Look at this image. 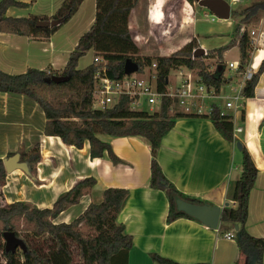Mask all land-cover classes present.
<instances>
[{
  "label": "crops",
  "instance_id": "1",
  "mask_svg": "<svg viewBox=\"0 0 264 264\" xmlns=\"http://www.w3.org/2000/svg\"><path fill=\"white\" fill-rule=\"evenodd\" d=\"M15 1L24 2L27 6H9L5 16L35 15L42 20L52 19L63 2ZM194 4L187 0H139V8L130 11L128 28L140 54L169 55L191 39H194L196 47H202L205 53L207 49L227 44L231 37L225 39V36H222L214 38L216 41H222L218 42L219 46H204L206 39L200 37V33L205 27L198 24ZM170 6L174 9V20L169 26L170 31H166L168 36L163 33L161 41H158L153 37V32L148 30L152 25L156 26L163 21L164 11ZM94 12L95 0H82L64 25L60 24L61 26L46 37L0 32V69L11 74L23 73L29 67L41 70L63 69L68 53L74 48L81 34L93 23ZM231 14L230 9V16ZM135 15L137 18L143 16L142 21L146 26L143 30L146 32L147 29L146 37L151 35L152 39L149 40L157 49L155 54L149 53L144 41L140 42V29L137 30L133 25ZM214 16L221 19L215 14ZM229 18L221 19L226 21V27L231 25ZM210 21L214 22L215 18ZM66 25L69 27L65 28ZM245 31L250 41L252 40L247 67L244 70L239 67L232 68L240 78H224L219 92L207 98L210 100L205 101V105L216 104L220 111L231 117L232 135L233 128L241 129L233 137L246 148L257 169L256 180L248 197L245 228L250 235L264 238V69L258 74L253 95L244 97L241 94L246 81L245 72L250 70L255 74L264 61V13L254 22L245 25ZM250 31L254 33L250 35ZM137 37L139 45L135 41ZM236 48L238 51L237 45ZM229 49L221 54L220 60L224 65L239 60V56L228 62L224 60ZM214 61L215 59H208L207 62L211 65L210 62ZM86 64L78 66L81 68ZM143 73L137 71V74ZM170 74L175 77L182 74L191 75L194 80H198L195 72L193 75L192 70L184 67L173 70ZM170 77L167 82H170ZM232 84L235 85L233 89L237 88L236 91L222 95L224 85H228L231 90ZM239 90L241 97L235 101L232 97ZM215 98L230 100L232 107H226L225 111L220 104L212 101ZM173 106L181 110L175 101ZM237 106L239 109H235ZM132 109L152 113L159 109V105L157 109L143 105ZM207 112L206 109L202 115L176 118L172 129L162 137L156 158L167 179L184 195L201 199L206 204L216 205L221 209L223 206L234 207L233 184L241 173L237 141L232 143L225 139L215 129ZM44 122V113L33 99L22 94L0 91V158L7 157L9 152L29 151L35 144L39 146L41 157L34 172H24L17 168L6 174L4 185L0 187L5 203L23 201L36 208H50L59 195L69 190L77 180L92 176L96 179V184L83 194L77 203L62 210L55 221L69 222L76 218L90 202L100 201L104 188L127 189L128 194L117 215V222L123 225L125 232L132 239L126 264H159L152 260V253L180 263L235 264L240 260L234 237L224 236L226 233L234 235L236 224H224V232L220 234V221L216 229L187 216L166 221L168 201L164 191L149 186L151 153L142 136L112 137L98 133L97 136L108 142L120 159L113 162L107 156L90 158L88 141H84L82 147L77 148L64 144L58 136L45 135ZM260 262L264 264V249Z\"/></svg>",
  "mask_w": 264,
  "mask_h": 264
},
{
  "label": "trees",
  "instance_id": "2",
  "mask_svg": "<svg viewBox=\"0 0 264 264\" xmlns=\"http://www.w3.org/2000/svg\"><path fill=\"white\" fill-rule=\"evenodd\" d=\"M81 1L63 0L56 14L52 16L59 18L60 23L53 27H38L35 24L38 19L35 15L5 16L9 6L25 7L26 3L0 0V32L30 37L49 36L74 14ZM187 1L192 4L194 0ZM138 3L139 0H95L93 23L81 34L74 48L68 53L63 69L41 70L29 67L25 72L18 74L0 69V91L22 94L33 99L44 113V134L58 136L64 144L77 148H81L84 141H88L90 158L107 156L113 162L120 160L110 144L97 136L98 133L112 137L142 136L151 153L149 186L164 191L168 201L166 221L170 222L178 217H191L177 210V198L198 204L205 203L177 190L162 172L156 158L161 139L172 129L176 118L194 115L184 113L177 107L173 109V100L164 95L160 98L159 109L152 113L132 109L127 95H120L117 101L104 110L93 109L94 74L100 65L89 62L80 68L78 62L92 50L93 54L105 59L107 76L117 80L124 76L123 64L126 58H130L138 64V73H143L146 67H152L159 93L166 92L170 72L184 67L195 71L200 81L208 88L213 87L217 94L224 82L221 54L230 47L232 41L195 57H192L193 49L197 46L194 39L187 41L169 55H141L128 28L130 11ZM262 13V0L252 1L246 7L234 10L232 16L238 18L235 34L237 35L241 25L250 24ZM135 41L139 45L138 37ZM237 47L238 67L244 70L251 52L247 31L238 37ZM208 59H215L213 69H210ZM263 69L264 61L258 71L244 82L242 96L253 95L258 74ZM53 75H63L67 78L65 81L54 82L50 80ZM207 116L225 139L232 143L237 141L232 135L231 117L221 115L216 104L211 106ZM18 152L20 160L26 162L29 172H34L41 159L38 144L29 151ZM239 152L241 173L232 190L235 206L222 207L218 232L223 234L224 224H236L237 229L233 237L240 260L235 264H250L255 259L261 263L264 238L250 235L245 228L248 197L256 180L257 169L243 145ZM13 154L14 152H9L7 157ZM6 174L3 159L0 158V187L4 185ZM95 184L96 179L92 176L77 180L69 190L59 195L50 208H36L23 201L0 202V264H73L72 247L77 250L79 264H126L132 239L125 232L123 225L117 222V215L128 194L127 189L104 188L100 201L90 202L76 218L69 222L55 221L62 210L77 203ZM4 231L14 232L24 242L25 249L5 251L2 236ZM151 258L159 264H210L180 263L156 253H152Z\"/></svg>",
  "mask_w": 264,
  "mask_h": 264
},
{
  "label": "built area",
  "instance_id": "3",
  "mask_svg": "<svg viewBox=\"0 0 264 264\" xmlns=\"http://www.w3.org/2000/svg\"><path fill=\"white\" fill-rule=\"evenodd\" d=\"M229 4L231 9L232 3L241 2L243 0H225ZM255 1V0H250ZM264 1V0H262ZM198 0H194L193 3L197 4ZM216 18L214 14H211L210 19ZM245 32V25H241L239 28V34ZM254 32L250 31V35ZM252 43V40L250 41ZM194 50V49H193ZM205 54V51L204 53ZM192 57L193 56L192 54ZM90 63H97L100 66L96 69L94 74V86L92 90V108L98 110H104L115 101H117L120 95H127L130 98V107H137L143 104L160 105V98L164 96L170 97L175 101L176 105L182 112L191 115H202L206 111L209 114L211 105H205L207 98L214 96L216 93L212 87H207L200 78L194 80L191 75L174 76L176 80L174 84L167 82L166 92L159 93L157 91L156 76L150 74L149 77H143L141 74L135 73L124 74L121 79H111L106 74V61L102 57L92 53ZM229 68H237L238 62L231 61L228 63ZM253 73L250 70L244 74V80L251 78ZM240 90L232 97L233 100L238 101L240 99ZM227 108L232 107L230 100L225 102ZM238 106L235 108L237 109ZM239 109V108H238ZM221 115H228L220 111ZM241 129L239 127L233 128V136ZM224 236L233 238L232 234L226 233Z\"/></svg>",
  "mask_w": 264,
  "mask_h": 264
},
{
  "label": "rangeland",
  "instance_id": "4",
  "mask_svg": "<svg viewBox=\"0 0 264 264\" xmlns=\"http://www.w3.org/2000/svg\"><path fill=\"white\" fill-rule=\"evenodd\" d=\"M174 1H179V0H174ZM251 2L252 1H250V0H243L241 2L232 3L231 11L233 12L234 10H238V9L243 8V7H246ZM137 7H138V5L135 8H137ZM193 8H194V10L196 12L195 16L198 18V24H200V25L205 27L204 30L201 31V33H200L201 34L200 37H202L203 39H206L204 41L205 42L204 46H206L208 48L213 47V44H215L216 46H219L218 42H222V41H216L214 38L225 36V39H226L228 37L229 38L231 37L229 39V41H232V43L230 45L231 48L230 47H229L230 49L228 48L229 50L226 53V55L224 56V60H226L228 62L229 60L238 57L239 54H238L236 45H237V39L239 37L238 36L239 34L236 35L235 32H234V29H235L236 23L238 21L237 20L238 18L232 16V14H231V16L229 18L231 20V25L229 27H226V21H223L221 19H216L215 18L214 22L210 21L209 18L211 16V12L207 8L201 7V6L197 5V4H194ZM173 10H174L173 7H171V6L167 7L166 10L164 11L163 21L160 24H157L156 26L152 25L151 29L148 30V31H152L153 32V34H154L153 37H156L158 41L161 39V35L163 33L166 36L167 35L166 31H170L169 30V26L172 25V22L174 20V12H173ZM136 13H137V10L135 11V14ZM142 17L143 16H140L139 18H137L136 15H135V20H134L135 23H133V25L136 26L137 30L140 29L139 30L140 42L144 41V43L146 45V48L148 49L149 53H154L155 54L157 52V49L154 48V46H153L154 44L151 45V40H149V39H152V37H150L151 35H149L147 37L145 36V34H148V33H147V29H146V32H145V30H143V29L146 28V26H145V24H143ZM64 23H62V25H64ZM174 26H175V24L173 23L172 27H174ZM68 27L69 26H67V25L65 26V28H68ZM209 28H211V29H209ZM208 39L209 40L211 39V41H208ZM225 39H223V40H225ZM91 55H92L91 52H87L86 55L83 57V59L81 58L79 60L78 64L82 65V64H86L87 62H89L90 59H91ZM141 55H145V54H141ZM149 56H158V55H149ZM210 63H211L210 68L213 69L214 66H215V62H210ZM227 65L225 63V65L223 67L224 68V72H223L224 73V78H229L230 77L233 80H237L238 78H240V75L237 74L236 70H233L232 68H229ZM192 72H193V75H194L195 71L192 70ZM135 74L138 75L137 72ZM150 74H154L153 69L152 68H145V72L143 74H141V76H143V77L148 76L149 77ZM170 76H171V74H170ZM172 76L170 77V81H171L172 84H174L176 80L174 79V76L173 77ZM234 86L235 85H233L231 90H229L230 87L228 85H224V87H223V89L221 91V94L225 95V94H229V92L230 93H234L236 91V89H237V88L233 89ZM209 100L210 99H207L206 102L209 101ZM212 101L220 104L222 106V109H224L226 111V109H227L226 106H225L226 98H215ZM143 106L144 107L146 106L148 108L149 107H154L155 109H157L158 105L149 106V105L143 104ZM173 109H177V108L175 106H173ZM0 202L1 203L4 202V199H3L1 191H0ZM72 249H73V254H74L73 264H79V258L77 256V252H76L77 250H75L73 247H72Z\"/></svg>",
  "mask_w": 264,
  "mask_h": 264
},
{
  "label": "water",
  "instance_id": "5",
  "mask_svg": "<svg viewBox=\"0 0 264 264\" xmlns=\"http://www.w3.org/2000/svg\"><path fill=\"white\" fill-rule=\"evenodd\" d=\"M197 4L201 7L207 8L209 11L213 12L218 18L228 19L230 17V7L225 0H198ZM60 23L59 18L48 19H38L36 21V26L38 27H53ZM204 53L202 47H196L193 51V56H200ZM138 64L126 58L123 64V73L131 74L138 71ZM66 76L63 75H53L50 80L54 82L65 81ZM236 146L241 149L242 144L237 141ZM3 165L6 173H10L14 169H21L24 172L28 171V166L26 162L20 160L19 153H14L9 157L3 158ZM176 208L179 211H183L185 214L197 219L204 225L216 229L220 221L221 208L216 205L210 204H198L184 200L182 198H177L175 200ZM235 230L237 225L234 226ZM4 239V249L5 251L14 252L16 249H25V244L22 239L18 238L12 231H4L2 233ZM250 264H260L256 259L252 260Z\"/></svg>",
  "mask_w": 264,
  "mask_h": 264
}]
</instances>
